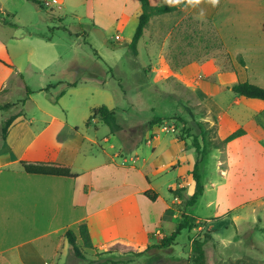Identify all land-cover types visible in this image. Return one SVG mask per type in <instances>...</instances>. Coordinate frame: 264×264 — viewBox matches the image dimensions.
<instances>
[{
	"label": "crops",
	"instance_id": "0c3cea01",
	"mask_svg": "<svg viewBox=\"0 0 264 264\" xmlns=\"http://www.w3.org/2000/svg\"><path fill=\"white\" fill-rule=\"evenodd\" d=\"M59 1L60 10L72 8L77 3L83 4L93 26L96 23L100 25L101 19L109 16L113 17L109 28L129 17L139 21L142 12L140 0ZM149 1L152 5L170 6L184 2V7L178 12L209 21L233 64L232 71L218 75V82L202 80L193 87L205 108L202 120L212 123V127L216 125L215 139L225 140L240 129L245 131L243 136L221 148H213L200 163L204 192L198 201L210 194L205 207L211 211L201 214L196 209L198 201L184 209V200L195 192L191 172L196 153L186 140L168 131L169 128L154 125L140 132L139 155L134 151L135 156L130 158L135 165L139 162L137 169L126 167L128 159L121 152L128 150L129 145L130 149L138 150V144L134 141L126 144L122 140L120 151L108 159L97 161L96 157H88L89 151L84 145L85 142L94 144V140L79 135V132L74 133L76 140L67 136L69 141L65 139L64 144L57 148L52 147L53 141L49 143L43 139L40 150L37 149L34 156L29 157L37 140L58 118L51 116L47 127L28 137L33 123L26 121L22 110L23 116L11 126L0 151V264H60L61 257L64 254L67 256L70 248L65 233L72 230L79 236V227L84 223L89 226L95 250L85 248L80 238L78 242L80 247L94 253L92 259H97L96 252H105L120 244L135 252L147 251L137 258L140 262L143 258L154 256L150 251L157 249L160 241L175 231L184 215L193 217L197 224L190 231L196 235L194 239H189L191 244L210 232L211 242L216 243L220 257L232 258L234 263L243 257H251L249 251L256 248V243L250 242L245 235L252 230L251 223L256 222L257 218L252 215L253 219H250L249 208L254 207L253 212L255 206L264 210V101L239 96L227 87L248 81L264 88V0H218L215 4L212 0H200L198 4L193 0H179L178 3ZM178 12L152 18L139 41V44L147 46L154 67L165 65L162 53L167 44L163 42L160 30L154 33L152 39L149 38L150 24L155 19L169 18ZM46 41L52 42L50 38ZM9 56L14 61L11 66L7 64L8 68L4 66L1 69L0 64V93L7 90V96L13 92L22 62L32 64V56L36 54L32 50L18 48ZM239 56L245 60L246 67L237 62ZM54 59L58 58L54 55L50 62ZM16 67L17 71L13 72L12 69ZM186 69L168 72L184 80ZM190 69L198 72L196 66ZM20 78L23 80L22 76ZM25 89L23 107L33 94L26 84ZM48 95L46 92V97ZM82 117L85 119L86 116ZM92 121L91 125L101 123L97 118ZM124 130L118 132L117 136ZM61 131L56 133L57 138ZM105 141L110 140L105 138ZM101 151L106 153L104 147H101ZM208 156L214 160L215 168L211 171L205 163ZM22 160L67 164L78 176L66 178L28 174L20 165ZM169 171L173 176L165 186L169 191L181 190V196L170 193L171 201L165 199L162 202L163 185L150 178L167 175ZM149 190L158 194L155 202L145 196ZM221 197L224 202L220 201ZM241 221H247L251 227L241 231ZM230 227H234L236 233L222 236L225 230L229 233ZM218 237H221V241L216 240ZM152 239L157 241V245L152 243ZM188 261V264L193 263ZM209 264H214L213 260L209 259Z\"/></svg>",
	"mask_w": 264,
	"mask_h": 264
},
{
	"label": "rangeland",
	"instance_id": "374dc122",
	"mask_svg": "<svg viewBox=\"0 0 264 264\" xmlns=\"http://www.w3.org/2000/svg\"><path fill=\"white\" fill-rule=\"evenodd\" d=\"M58 6L59 4L50 8L43 6V9L28 0H0L1 69L4 66L8 68L7 64L12 65L14 61L9 54L18 48H26L36 54L32 56L34 59L31 61L32 64L23 61L20 65V74L16 76L13 92L9 96L7 90L0 93V110L4 109L0 112V151L4 141L2 124L11 114L20 110H23L26 121L31 120L33 123L28 137L33 132L40 133L47 127L51 116L58 118V121L37 140L29 157L34 156L33 153L37 149L40 150L43 139L49 143L53 141L52 147L57 148L58 145L64 144L67 136L68 139L76 140L74 133L79 132V135L94 140V144L85 142L84 145L89 151L88 157H96L97 161L108 159L110 155L120 151L122 140L126 144L134 141L138 144V150L130 149L129 145L127 147L129 151L121 152L124 158L128 159L126 167L137 169L139 162L135 165L130 158L135 156L134 151L139 155L140 132L150 126L151 120L157 118H163L161 125L169 128L168 131L178 138L186 140L192 150L195 149L191 136L201 137V127H204L209 138L215 141L212 123L208 124L202 120L205 108L200 104L193 87L202 80L218 82V75L232 71L233 64L217 31L209 21L198 20L182 11L169 18L155 19L150 24L149 38L152 39L154 33L160 30L162 40L167 44L162 53L165 65L158 68L151 64L147 46L143 43L138 44V55L130 48L138 25L136 18L129 17L128 20L109 28L113 20V17L109 16L101 19L100 25L96 23L93 27L92 21L86 16L83 4L77 3L72 8L61 10ZM96 29L103 33L104 38L100 37ZM117 35L121 39H116ZM47 38L52 42L46 41ZM13 46L16 47L11 50ZM54 55L58 59L50 62ZM193 66L198 68V72L190 69ZM185 68L187 69L184 80L168 72L169 70L179 72ZM12 71H17V67ZM192 72L194 74L189 76ZM25 84L33 94L31 100L23 107L26 100ZM72 84L77 86L73 87ZM45 89H48L46 91L48 97ZM57 100L59 102L55 103ZM103 105L116 110L118 123L122 130L125 129L120 136L113 134L102 122L91 125L93 121L90 120L91 126L86 125L93 109ZM83 115L86 116L85 119ZM180 119L186 121L185 128ZM60 130L61 134L57 138L56 133ZM105 138L110 141H105ZM101 147L105 148L106 153L101 151ZM208 148L209 151L213 150L214 144H210ZM213 162L211 156L205 159L209 171L215 168ZM131 173L134 172L131 170ZM167 175H161L156 179L150 178L153 182L163 185L162 202L165 199L170 202L172 199L165 185L173 175L171 171ZM210 197L211 195L207 194L198 201L196 209L201 211V214H208L211 211L205 207L206 200ZM187 199L182 204L184 209ZM220 201L224 202V198L221 197ZM249 209L250 219H253L252 215H256L257 218L256 222L251 223L252 230L245 235L250 242L256 243V248L249 251L251 257H243L238 263H234L232 258H225L223 255H221L223 258L220 257L221 252L216 248V243L211 242V233L206 232L205 238L203 236L200 240L206 241L203 250L207 264L209 259L213 260L214 264H264V210L258 206H255L254 212V207ZM240 224L241 231L251 227L247 221L245 223L241 221ZM190 231L183 230L169 248L157 247L150 251L154 256L143 258L140 262L136 259L129 264H188V259L193 262V243L191 244L189 239H194L196 235H192ZM228 231L229 233L225 230L222 236L236 233L234 227H230ZM170 236L171 234L165 239ZM216 240L221 241V237ZM151 241L157 245L155 239ZM81 248L83 258L77 257L70 247L67 256L64 254L61 257L60 264H91L94 261L91 258L94 253ZM128 249L121 247L119 252H126Z\"/></svg>",
	"mask_w": 264,
	"mask_h": 264
},
{
	"label": "trees",
	"instance_id": "16d2710c",
	"mask_svg": "<svg viewBox=\"0 0 264 264\" xmlns=\"http://www.w3.org/2000/svg\"><path fill=\"white\" fill-rule=\"evenodd\" d=\"M28 1H31L40 8L44 9L42 2H39V0H28ZM140 4H141L142 12L139 16V21L134 37L132 39V42L130 43V48L135 55H138L139 41L143 37L145 30L148 27L151 19L157 16H163L167 14H172L174 12H178L185 5L184 2L178 3L177 5H173V6L152 5L149 0H140ZM237 62L241 66L246 67V62L242 56L238 57ZM71 86L75 87L76 84H72ZM227 88L231 89L235 94L239 96L248 99H259L264 101V88L255 85L253 83H250L248 81L239 82L236 85L231 87L228 86ZM61 96L59 98H61ZM55 103H58V100L55 101ZM1 110L4 109L1 108ZM21 116H23L22 110L11 114L7 119L4 120L2 124V135L4 141L6 140L9 134V130L11 126ZM96 118L103 124L107 125L113 134H117L122 130V126L118 123L116 110L110 109L106 105H103L98 108H94L92 115L88 119L86 125L89 126V121ZM163 121H164L163 118H157L151 120L150 126L161 125ZM180 122L184 125L185 128L186 121L180 119ZM216 129H217L216 125H214L212 131L215 133V137H217ZM187 130L190 131V128H188ZM200 130H201V137L196 135L191 136L193 138V148L195 149V153H196V162L194 165V169L191 172L193 181L195 182V192L185 201L186 208L194 206L198 201V199L203 195L204 186L202 183V176L200 173V163L202 159L210 152L208 146H210V144H214L215 148H221L222 146L228 144L229 142L245 134V131L243 129H240L235 133H233L232 135H230L225 140H220L217 138L215 139V141H212V139L209 138L207 131H205L203 128H200ZM20 165L24 170V172L32 175L66 177V178H76L78 176L77 174H74L72 172L71 166L67 164L22 160L20 161ZM180 192L181 190L175 191L170 189V193L176 196H181ZM145 196L152 202H155L158 198V194L151 190L146 191ZM194 223H195V219L193 217L189 215H184L183 221L176 226V229L171 234V236L168 237L167 239H165L166 237L163 238L157 247L162 249L169 248L170 246H172V243L178 238V236L181 235L183 230L185 229L192 230V228L195 226ZM65 237L70 247L72 248L74 254L79 258H83L82 248L78 244L79 238L81 239L83 246L85 248L95 250V247L93 246L89 226L87 223L80 225L79 236L74 231L68 230L65 233ZM205 242H206L205 240L201 241L200 239L195 240L193 242L194 264H207L206 254L203 250ZM121 247L128 248L120 244H117L105 252H96L97 259L92 261L91 264H129L135 261L137 258L144 256L147 252V251L135 252L129 248L128 251L121 253L119 252V249Z\"/></svg>",
	"mask_w": 264,
	"mask_h": 264
},
{
	"label": "built area",
	"instance_id": "2783aa9c",
	"mask_svg": "<svg viewBox=\"0 0 264 264\" xmlns=\"http://www.w3.org/2000/svg\"><path fill=\"white\" fill-rule=\"evenodd\" d=\"M42 4L46 8H50V7H53L54 5H58L59 0H42ZM116 39H121V37L119 35H117Z\"/></svg>",
	"mask_w": 264,
	"mask_h": 264
},
{
	"label": "clouds",
	"instance_id": "9594fccd",
	"mask_svg": "<svg viewBox=\"0 0 264 264\" xmlns=\"http://www.w3.org/2000/svg\"><path fill=\"white\" fill-rule=\"evenodd\" d=\"M169 2H172V3H178L179 0H169ZM194 3L198 4L200 2V0H193ZM218 0H212V3L215 4L217 3Z\"/></svg>",
	"mask_w": 264,
	"mask_h": 264
},
{
	"label": "water",
	"instance_id": "95a60500",
	"mask_svg": "<svg viewBox=\"0 0 264 264\" xmlns=\"http://www.w3.org/2000/svg\"><path fill=\"white\" fill-rule=\"evenodd\" d=\"M96 32H98V34L100 35V37L104 38V35H103V33L100 30L96 29Z\"/></svg>",
	"mask_w": 264,
	"mask_h": 264
}]
</instances>
